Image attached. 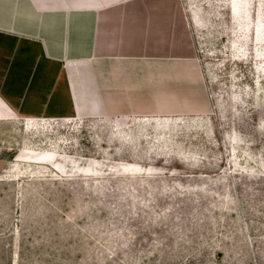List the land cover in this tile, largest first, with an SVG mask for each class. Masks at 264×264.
Listing matches in <instances>:
<instances>
[{
	"label": "rangeland",
	"instance_id": "rangeland-1",
	"mask_svg": "<svg viewBox=\"0 0 264 264\" xmlns=\"http://www.w3.org/2000/svg\"><path fill=\"white\" fill-rule=\"evenodd\" d=\"M183 5L207 112L0 109V264H264V0Z\"/></svg>",
	"mask_w": 264,
	"mask_h": 264
},
{
	"label": "crops",
	"instance_id": "crops-1",
	"mask_svg": "<svg viewBox=\"0 0 264 264\" xmlns=\"http://www.w3.org/2000/svg\"><path fill=\"white\" fill-rule=\"evenodd\" d=\"M1 108L59 119L207 112L183 0H0Z\"/></svg>",
	"mask_w": 264,
	"mask_h": 264
},
{
	"label": "bare ground",
	"instance_id": "bare-ground-1",
	"mask_svg": "<svg viewBox=\"0 0 264 264\" xmlns=\"http://www.w3.org/2000/svg\"><path fill=\"white\" fill-rule=\"evenodd\" d=\"M132 166V165H129V167ZM126 169H129L128 167ZM140 169V168H139Z\"/></svg>",
	"mask_w": 264,
	"mask_h": 264
}]
</instances>
